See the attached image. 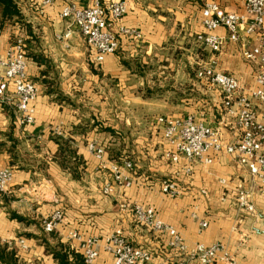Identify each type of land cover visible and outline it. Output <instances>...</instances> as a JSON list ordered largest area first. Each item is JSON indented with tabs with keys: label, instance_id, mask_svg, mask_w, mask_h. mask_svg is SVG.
Returning a JSON list of instances; mask_svg holds the SVG:
<instances>
[{
	"label": "crops",
	"instance_id": "0c3cea01",
	"mask_svg": "<svg viewBox=\"0 0 264 264\" xmlns=\"http://www.w3.org/2000/svg\"><path fill=\"white\" fill-rule=\"evenodd\" d=\"M40 1L18 0L26 26L10 24L1 32L2 55L16 38L25 41L29 78L40 94L32 125L22 126L9 108L0 106V145H5L0 147V167L14 170L9 192L0 195V241L16 244L25 239L28 249H15L25 264H57L39 239L25 235L41 237L44 222L63 210L65 218L55 234L82 256V244L99 239L100 256L93 264H113L104 244L114 234L152 252L149 264H198L187 254L171 251L165 239L139 225L130 211H122L125 205L130 209L139 205L154 207L160 219L179 232L189 251L222 243L237 264H264V176L250 175L225 153L210 165L193 163L187 176L185 160L173 164L167 158L174 146L163 138L164 127L157 123L160 117L191 115L210 127L219 126L224 118L222 97L196 78L201 69L213 67L236 77L246 91L255 88L258 66L248 63L243 52L258 45L257 35L249 36L241 27L240 41H225L219 54L211 53L198 38L207 34L202 24L207 4L242 15L245 0H124L128 12L122 24L140 32L142 38L122 37L118 52L100 64L93 61L77 30L60 17L62 1L44 9ZM73 1L82 8L92 5V0ZM216 34L228 36L225 29ZM29 54L45 58L48 65L34 62ZM52 90L65 101L57 94L49 95ZM95 121L114 133L99 131ZM79 127L87 131L79 134ZM58 132L75 141L85 162L79 179L54 161ZM222 134L227 144L238 136L237 129L228 125ZM7 135L18 142L13 154L8 153ZM93 141L106 149L104 167L87 147ZM123 160H130L135 168L123 171L124 178L132 181L129 188L112 179L110 167ZM172 179L182 190L177 199L162 193V183ZM108 183L112 194L107 197L102 190ZM239 192L249 195L254 214L241 213ZM12 213L32 224L13 219ZM202 222L208 227L203 228ZM72 233L78 238H72ZM50 244L57 243L50 239ZM70 261L74 264L72 257Z\"/></svg>",
	"mask_w": 264,
	"mask_h": 264
},
{
	"label": "built area",
	"instance_id": "2783aa9c",
	"mask_svg": "<svg viewBox=\"0 0 264 264\" xmlns=\"http://www.w3.org/2000/svg\"><path fill=\"white\" fill-rule=\"evenodd\" d=\"M63 3L60 17L69 21L81 35L89 47L93 61L100 64L109 55H114L120 48L122 37L140 40V32L122 24L126 17L128 6L124 0H92L90 7H80L73 0H61ZM58 0H41V9L53 7ZM203 27L207 34L199 36V41L213 54L221 53L224 42L237 43L241 39L240 28L244 27L247 35H257L259 43L256 47L245 50L243 57L248 63L258 66L255 88L246 91L239 80L232 76L217 72L213 67L197 71L196 78L205 81L216 88L222 97L224 118L217 128L210 127L194 116L181 119L160 117L157 123L164 127L163 138L174 146V152L168 153L167 158L173 164L186 161L183 172L187 176L192 174L193 163L210 165L216 156L225 153L233 156L237 164L246 169L252 176H264V0H245V14L228 13L218 4L209 3L203 11ZM219 29L228 33L226 39L216 34ZM3 41L0 33V52ZM40 94L39 87L30 80L28 74V59L26 44L22 38H16L3 55L0 53V106L9 108L22 126L32 125L36 119V106ZM237 129L238 136L233 143H225L223 130L226 126ZM57 136L66 137L63 132ZM89 151L101 166L107 165L106 149L98 142H89ZM112 179L115 184L124 188L132 186L123 176V171H135L130 160H123L111 167ZM14 180V170L0 167V195H6ZM220 183L227 185L226 180ZM104 196L112 194L111 183L103 187ZM162 193L171 199L182 195V190L175 180L162 183ZM202 194H206L205 191ZM264 195V191L262 193ZM249 195L239 192L237 204L241 213L254 214L255 205L249 200ZM123 212L130 211L135 221L151 230L156 236L166 240L167 247L174 252L187 254L189 258L197 260L198 264H237L225 245L216 243L211 246L199 245L189 251L182 236L171 225L164 223L154 207L125 205ZM65 218L63 210H57L44 222L46 234L55 232L56 227ZM207 228L206 222L201 223ZM71 237L76 239L77 234ZM100 241L91 238L81 246L85 264H93L100 256ZM17 245V246H15ZM10 248L19 247L26 251L27 241L23 238L16 244H9ZM104 251L113 257V264H149L154 256L147 249L132 246L119 234L107 237ZM178 264H184L183 262Z\"/></svg>",
	"mask_w": 264,
	"mask_h": 264
},
{
	"label": "trees",
	"instance_id": "16d2710c",
	"mask_svg": "<svg viewBox=\"0 0 264 264\" xmlns=\"http://www.w3.org/2000/svg\"><path fill=\"white\" fill-rule=\"evenodd\" d=\"M24 20L22 10L19 6L18 0H0V33L10 24H20ZM30 58L39 64L48 65V61L41 57L35 55H28ZM123 65L126 68L132 69L133 66L129 62L123 61ZM137 67V66H136ZM43 76L47 75V72L42 74ZM47 84V81H44ZM49 95L57 94L58 99L61 101H65L64 97L57 93L56 91L48 92ZM89 125V124H87ZM97 126L99 131L102 132H109L114 133V131L110 128H104L100 123H94V127ZM87 131L86 127H79L78 132L79 134L85 133ZM8 140L11 143V148L8 149V153L13 154L18 142L14 139L11 135H7ZM55 142L58 144L59 149L56 155L54 156V161H56L63 170L68 171L74 179H79L81 173L85 168V162L83 159L78 155L77 150L74 147L75 141L70 137H55ZM5 146L0 145V147ZM12 218L17 219L21 222H25L27 225L32 224V222L25 220L24 218L12 213ZM36 224V223H34ZM39 226V224H36ZM41 230V237L33 236V235H25L26 238H36L39 239L41 244L46 248V250L53 256L54 260L57 264H73L70 261L72 257L74 260V264H85L84 257L82 255L77 254L76 252L72 251L69 247L62 244L58 236L55 232L51 234H46L44 229ZM50 239H52L55 243H57L54 247L50 244ZM0 264H25L20 261L17 252L15 249L10 248L8 243H4L0 241Z\"/></svg>",
	"mask_w": 264,
	"mask_h": 264
},
{
	"label": "rangeland",
	"instance_id": "374dc122",
	"mask_svg": "<svg viewBox=\"0 0 264 264\" xmlns=\"http://www.w3.org/2000/svg\"><path fill=\"white\" fill-rule=\"evenodd\" d=\"M70 23V22H69ZM21 27L26 26L25 22L23 21L22 23L19 24ZM171 86V84H169ZM195 94V93H194Z\"/></svg>",
	"mask_w": 264,
	"mask_h": 264
}]
</instances>
